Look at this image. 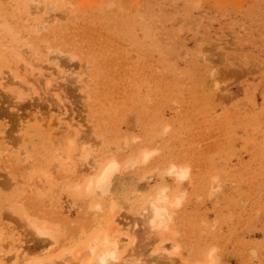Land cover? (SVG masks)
Returning <instances> with one entry per match:
<instances>
[{
  "label": "rangeland",
  "instance_id": "374dc122",
  "mask_svg": "<svg viewBox=\"0 0 264 264\" xmlns=\"http://www.w3.org/2000/svg\"><path fill=\"white\" fill-rule=\"evenodd\" d=\"M104 237L108 264H264V0H0V264Z\"/></svg>",
  "mask_w": 264,
  "mask_h": 264
},
{
  "label": "bare ground",
  "instance_id": "6f19581e",
  "mask_svg": "<svg viewBox=\"0 0 264 264\" xmlns=\"http://www.w3.org/2000/svg\"><path fill=\"white\" fill-rule=\"evenodd\" d=\"M146 157L147 156L144 155L143 160H145ZM116 166H117L116 163L113 161H110L104 164L101 167L99 173L96 175V177L87 183V189H91L93 191H95L96 189H99L101 192H106L109 187L110 176L112 175L113 171L116 169ZM175 168H176L175 166H172L169 172L177 176L179 179H184L187 174V171L185 170L186 168L180 169L181 168L180 167L178 168L177 171H173ZM166 200H167V196L165 192L161 191L159 192L155 200L149 203V208L147 211V220L151 228L159 229L160 227L166 226L167 220L169 218L167 215L168 209L165 205ZM31 223L33 224L34 222H30V225ZM44 225L45 224L43 225L34 224L33 229L35 230L37 234H40V235L48 234L49 231L47 230V227H45ZM105 241H106V238L104 237L98 240V242L95 241V242L88 243L86 246L83 247L84 249L78 250L76 252V257L80 260L82 257L91 256L90 261L86 262L85 264H102V262L103 264H108L109 262H111V260L116 259V256H115L114 248L107 247V246H102L99 249L97 248L98 245H100V243H105ZM22 258L24 259V257Z\"/></svg>",
  "mask_w": 264,
  "mask_h": 264
},
{
  "label": "clouds",
  "instance_id": "9594fccd",
  "mask_svg": "<svg viewBox=\"0 0 264 264\" xmlns=\"http://www.w3.org/2000/svg\"><path fill=\"white\" fill-rule=\"evenodd\" d=\"M102 264H103V262H102Z\"/></svg>",
  "mask_w": 264,
  "mask_h": 264
}]
</instances>
